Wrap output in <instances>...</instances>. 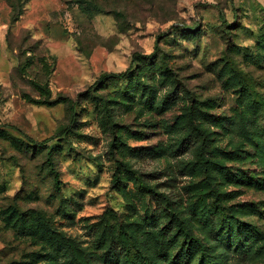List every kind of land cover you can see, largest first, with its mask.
<instances>
[{"label":"rangeland","instance_id":"obj_1","mask_svg":"<svg viewBox=\"0 0 264 264\" xmlns=\"http://www.w3.org/2000/svg\"><path fill=\"white\" fill-rule=\"evenodd\" d=\"M193 28L197 32H189ZM157 45L158 59L138 73L141 88L134 87L135 78L128 95L119 79L98 92L88 90L103 72L125 71L135 54L150 55ZM263 56L264 0H0V264L53 263L46 253L55 247L5 220L9 207L26 213V225L44 216L59 233L93 250L97 229L108 219L157 216L163 203L132 181L113 187L118 161L141 172L178 209L190 203L191 184L203 179L231 191L228 204L264 205V189L228 182L217 170L194 171L198 142L186 140L180 152L170 148L186 136L192 110L214 159L261 171L238 123L247 109L245 88L264 95ZM35 81L48 82L51 99L68 101H29L26 95L41 97ZM151 100L166 101V111L154 112ZM178 116L183 123L170 127ZM216 118L231 124L230 131ZM66 129L62 140L57 134ZM55 135L50 145L62 146L56 153L62 195L45 153L27 150L28 137L41 142ZM237 148L251 156L237 160L231 154ZM243 216L264 229V220ZM55 257L62 262L60 253ZM228 257L230 264H264V249L252 255L231 250Z\"/></svg>","mask_w":264,"mask_h":264},{"label":"trees","instance_id":"obj_2","mask_svg":"<svg viewBox=\"0 0 264 264\" xmlns=\"http://www.w3.org/2000/svg\"><path fill=\"white\" fill-rule=\"evenodd\" d=\"M19 15L21 12H18L14 19L17 20ZM221 18L227 22L223 10H221ZM197 30L193 28L189 32H197ZM261 45H263L262 41ZM158 50L157 45L156 50L150 55L135 54L131 66L125 71L103 72L88 90L91 93L98 92L110 80L119 79L126 82L125 95H128L135 78L134 87L141 88L142 82L138 73L144 68L152 67L153 59H158L156 58ZM43 60L44 65L49 68V63L46 59ZM166 69L170 70L168 66ZM49 70L51 72V68ZM34 85L41 93V97L33 98L26 95V98L35 104L52 106L68 101L67 98L51 99L52 91L48 82L35 81ZM244 97L248 98V100H244L247 109L239 114L241 116L238 123L239 129L255 147L256 153L252 156V160H256L261 171H247L241 168H237V170L233 166L226 165L220 159H214L210 150H207L208 133L204 126L196 121V113L192 110L187 112L188 132L186 136L175 143L176 149H174V145L170 148L180 152L183 150L186 140L192 141V143L198 142L196 143L198 160L191 167L194 171L208 174L217 170L226 177L228 182L264 189V95L256 92L253 88L246 87ZM150 106L154 112L164 113L167 109V102L151 100ZM70 111L71 120L76 121L77 113L73 104ZM214 120L217 126L230 131L231 124L217 118ZM148 121L151 126H157V121L151 119ZM183 121L184 117L178 116L170 127L179 126ZM115 125L116 123H114ZM67 132L66 129L57 136L59 135L63 140V136ZM28 138L27 150L32 148L34 152L45 153L46 164L53 174L55 190L62 195L63 181L56 164V153L61 150L62 146L50 145V141L55 139L56 135L41 142H37L31 137ZM37 144L40 145L37 146ZM231 154L236 156L237 160L244 162L251 156V151L237 148ZM143 176L131 165L118 161L113 173L112 185L117 189H122L123 184L126 186L132 181L138 191L151 195L163 203L159 214L155 217L147 214L143 219L126 223H111L108 219L106 223H102L101 228L97 229V250L81 248L70 237L59 233L50 220L44 216H35L33 222L26 225L25 212H20L15 207H9L2 213L8 222L28 228L30 234H39L43 240L55 247V251L48 250L46 253L53 255L52 264H230L228 253L231 250L243 255H252L258 249H264V229L253 219H244L243 216L250 214V217L257 216L258 219L264 220V205L228 204L234 198L233 193L217 187L210 180L203 179L191 184L195 192L192 194L190 203L184 208L178 209L170 204L165 195L147 183ZM63 208L66 212L64 204ZM56 253H60L62 262H57Z\"/></svg>","mask_w":264,"mask_h":264}]
</instances>
